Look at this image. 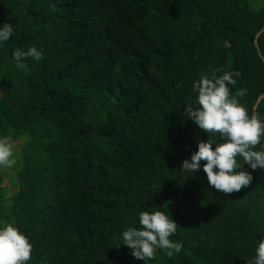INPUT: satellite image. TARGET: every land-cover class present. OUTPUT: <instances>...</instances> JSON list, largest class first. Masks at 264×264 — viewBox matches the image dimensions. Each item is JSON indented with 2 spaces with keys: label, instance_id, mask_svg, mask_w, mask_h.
Masks as SVG:
<instances>
[{
  "label": "trees",
  "instance_id": "16d2710c",
  "mask_svg": "<svg viewBox=\"0 0 264 264\" xmlns=\"http://www.w3.org/2000/svg\"><path fill=\"white\" fill-rule=\"evenodd\" d=\"M0 138L22 140L1 187L0 226L33 245L28 264H146L122 242L139 212L175 220L169 258L147 264H247L264 239V169L239 192L210 188L208 133L184 115L193 82L239 72L232 93L264 120V0H0ZM43 58L17 67L15 49ZM89 125L80 141L74 130ZM211 139L219 141L218 134ZM192 141L194 143L191 145ZM215 148V144H213ZM256 150H264V139Z\"/></svg>",
  "mask_w": 264,
  "mask_h": 264
},
{
  "label": "clouds",
  "instance_id": "9594fccd",
  "mask_svg": "<svg viewBox=\"0 0 264 264\" xmlns=\"http://www.w3.org/2000/svg\"><path fill=\"white\" fill-rule=\"evenodd\" d=\"M13 25L0 26V42H7L13 34ZM17 67L23 69L27 58L40 61L42 51L32 46L27 50L15 49L13 53ZM239 72L213 68L211 73L201 74L193 82L196 93L194 104L184 108L187 119L208 133L207 141H200L198 151L191 159L183 161V171H198L201 161H205L203 170L207 175L210 188L224 194L239 192L247 187L253 177L248 171L239 170L244 164L251 169H264V150H256L264 139V120L258 112L249 114L240 98L247 93L240 89L232 93L230 85L235 87ZM218 134L220 140L214 141L212 135ZM215 144V148H213ZM16 163L14 148L9 137L0 138V167H12ZM15 220L0 226V264H28L32 258L33 245L29 238L16 226ZM174 219L160 210L139 212V227L130 226L121 233L124 245L132 249L136 259H154L157 250H163L169 258L179 253L182 243L171 239L177 232ZM247 264H264V239L258 241L255 255Z\"/></svg>",
  "mask_w": 264,
  "mask_h": 264
},
{
  "label": "rangeland",
  "instance_id": "374dc122",
  "mask_svg": "<svg viewBox=\"0 0 264 264\" xmlns=\"http://www.w3.org/2000/svg\"><path fill=\"white\" fill-rule=\"evenodd\" d=\"M75 135L80 141H83L84 138L91 134V128L89 125H82L74 130ZM22 143V140L15 141L12 143L13 148H18L20 144ZM194 143L192 141L191 145ZM0 176L2 178V184L1 187L5 189H11V192L15 191V188L11 186L10 180L14 179V173L11 171V167H0Z\"/></svg>",
  "mask_w": 264,
  "mask_h": 264
}]
</instances>
